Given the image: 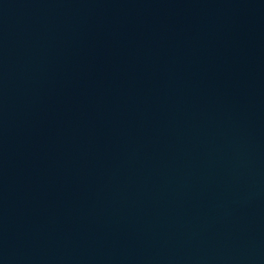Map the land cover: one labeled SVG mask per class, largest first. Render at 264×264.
<instances>
[{
    "label": "water",
    "instance_id": "obj_1",
    "mask_svg": "<svg viewBox=\"0 0 264 264\" xmlns=\"http://www.w3.org/2000/svg\"><path fill=\"white\" fill-rule=\"evenodd\" d=\"M0 264H264V0H0Z\"/></svg>",
    "mask_w": 264,
    "mask_h": 264
}]
</instances>
